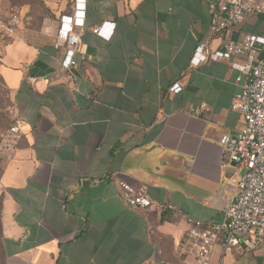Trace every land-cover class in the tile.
<instances>
[{
	"label": "crops",
	"instance_id": "crops-1",
	"mask_svg": "<svg viewBox=\"0 0 264 264\" xmlns=\"http://www.w3.org/2000/svg\"><path fill=\"white\" fill-rule=\"evenodd\" d=\"M39 1V27L13 29L1 56L17 128L0 175L6 263L195 264L183 217L221 221L241 178L219 139L243 127L230 63L244 56L191 59L200 43L263 36L264 19L213 33L210 0H86L64 70L55 33L72 0ZM102 23H114L109 39L92 32ZM120 182L175 210L127 206ZM210 264H264V250L222 257L216 245Z\"/></svg>",
	"mask_w": 264,
	"mask_h": 264
},
{
	"label": "built area",
	"instance_id": "built-area-1",
	"mask_svg": "<svg viewBox=\"0 0 264 264\" xmlns=\"http://www.w3.org/2000/svg\"><path fill=\"white\" fill-rule=\"evenodd\" d=\"M85 9L86 0H72V13L59 18L54 47L63 50L61 67L64 70H70L75 64ZM208 11L212 32L222 33L235 29L248 18L264 19V0H210ZM17 22V17L10 21L6 30L9 35L13 34ZM113 27L114 23H102L92 32L109 39ZM238 55L244 56V62H231L230 68L237 72L235 82L240 92L233 97L230 110L242 117L243 127L234 135L221 136L219 143L224 164H231L244 173L223 207L221 221L204 223L183 217L188 225L187 237L195 264H210L216 245L222 257L239 248L248 252L264 250V35H247L242 41L227 39L214 51L200 43L191 63L196 67L208 59L231 60ZM181 90L178 83L169 88L174 94ZM16 132L17 128L13 126L10 133ZM119 188L123 202L129 207H154L160 213L175 210L168 204L153 203L125 182H120Z\"/></svg>",
	"mask_w": 264,
	"mask_h": 264
},
{
	"label": "rangeland",
	"instance_id": "rangeland-1",
	"mask_svg": "<svg viewBox=\"0 0 264 264\" xmlns=\"http://www.w3.org/2000/svg\"><path fill=\"white\" fill-rule=\"evenodd\" d=\"M44 11L45 8L39 0H0V34L7 32L13 17L18 19L13 29L22 28L32 34L39 27ZM3 52L0 42V58ZM14 121L13 102L0 80V172L5 162L4 150L8 145L9 130ZM243 173L244 171L240 170L239 177H242Z\"/></svg>",
	"mask_w": 264,
	"mask_h": 264
},
{
	"label": "trees",
	"instance_id": "trees-1",
	"mask_svg": "<svg viewBox=\"0 0 264 264\" xmlns=\"http://www.w3.org/2000/svg\"><path fill=\"white\" fill-rule=\"evenodd\" d=\"M11 38H12V36L9 35L7 32H5L4 34H0V42L3 46V51H4L5 47L7 46V44H9V42L11 41ZM0 66H1V58H0ZM0 80L2 81L1 76H0ZM2 83H3V81H2ZM11 125L12 126L10 127V129L15 125V121ZM0 175H1V172H0ZM0 264H7L6 263L5 241L3 238L2 226H1V198H0Z\"/></svg>",
	"mask_w": 264,
	"mask_h": 264
}]
</instances>
